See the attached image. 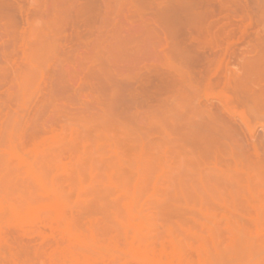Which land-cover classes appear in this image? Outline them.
<instances>
[{"label":"rangeland","instance_id":"1","mask_svg":"<svg viewBox=\"0 0 264 264\" xmlns=\"http://www.w3.org/2000/svg\"><path fill=\"white\" fill-rule=\"evenodd\" d=\"M0 264H264V0H0Z\"/></svg>","mask_w":264,"mask_h":264},{"label":"bare ground","instance_id":"2","mask_svg":"<svg viewBox=\"0 0 264 264\" xmlns=\"http://www.w3.org/2000/svg\"><path fill=\"white\" fill-rule=\"evenodd\" d=\"M24 165H25V164H24ZM27 167H28V166H27ZM30 169H31V170H30ZM29 170H30V171H29ZM34 171H36V170H35V169H33V168H29V167H28V171H27V172H31V174H32V175H31V174H30V175H31V176H32V178L35 180L36 178H38V177H39V175H37L39 172H38V171L34 172ZM33 173H34V175H35V176L37 175V177H36V178H34V175H33ZM35 173H36V174H35ZM38 179H39V178H38ZM38 179H36V180H38ZM36 180H35V182H36V183H39L38 185L41 187V181L39 182V180H38V182H37ZM46 185H48V186H49L50 184H46ZM46 185H45V188H44V190H45V192H48L46 189H48V190H49L50 188H49L48 186H46ZM49 191H50V193L54 192L53 190H52V192H51V190H49ZM175 252H176V253H178L177 251H175Z\"/></svg>","mask_w":264,"mask_h":264}]
</instances>
